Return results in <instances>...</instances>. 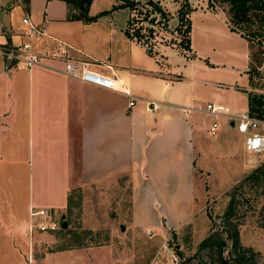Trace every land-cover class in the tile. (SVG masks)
<instances>
[{
  "label": "crops",
  "instance_id": "0c3cea01",
  "mask_svg": "<svg viewBox=\"0 0 264 264\" xmlns=\"http://www.w3.org/2000/svg\"><path fill=\"white\" fill-rule=\"evenodd\" d=\"M122 2L92 0L89 16L97 18L84 22L68 19L62 0H30L28 9L18 0H0V47L30 42L33 51L46 53L62 42L73 60L113 75L136 97L167 105L152 114L142 101L128 108V98L119 92L65 77L60 60L27 70L0 54V264L113 263L108 246L49 251L57 242L53 236L35 258L37 224L57 221L56 215L62 218L71 190L125 178L131 186L134 229H177L193 217L195 180L202 175L217 180L219 171L208 160L223 144L229 156L232 150L238 153V175L230 180L256 167L261 154L246 152L244 137L233 123L219 119L215 137L224 130L228 138L220 142L208 132L213 117L204 112L184 116L177 109L213 103L232 114L249 113V95L264 96V91L254 79L251 83L248 42L239 33L218 32L222 38L227 34L244 40L248 52L242 64L231 69L234 87L209 82L202 74L222 62H211L210 67L198 61L196 67L191 40V51H184L129 39L125 31L131 10H112ZM25 16L44 28L45 35L29 40ZM221 17L229 30L227 17ZM175 22L174 29L179 19ZM192 29L193 24L190 36ZM38 212L43 214L35 215ZM175 212L182 213V221Z\"/></svg>",
  "mask_w": 264,
  "mask_h": 264
},
{
  "label": "rangeland",
  "instance_id": "374dc122",
  "mask_svg": "<svg viewBox=\"0 0 264 264\" xmlns=\"http://www.w3.org/2000/svg\"><path fill=\"white\" fill-rule=\"evenodd\" d=\"M137 1L142 3L144 10L149 11L151 7L145 6L148 2L158 4L166 14L165 20L161 19L158 14H154L156 21L151 22L149 18L147 21H140V24L134 25L141 27L144 33L150 34L151 37L149 36L147 42L149 46L154 47L160 44L171 48H181L179 43L183 38L174 29L177 25L175 19H178L180 13L186 10L187 17L193 24L190 40L191 46L195 47V54L194 57H191L193 59L191 61H194L196 67H198L196 65L198 61H200V65L209 66L211 62H222L220 68L204 72L202 77L206 81L220 83L225 87L235 86L236 80H234L235 77L231 69L242 64L243 55L248 50L242 39L227 34L224 38L222 35L218 36L219 31L232 32L230 29L226 30L221 17L225 15L229 23L228 4L223 3L222 0ZM125 11L124 15L128 13L127 10ZM130 12L132 17L136 18L135 21L137 18L143 17L134 11ZM205 12H209V14H203ZM259 25L255 22L256 27ZM202 32H206L205 37ZM261 34L264 36V26L261 28ZM260 48L261 46L254 45L250 56L259 50L261 52ZM171 60L173 61V58ZM222 66L225 68H221ZM254 81L257 87L264 91V63L258 70V74H254ZM226 98L227 102H230V94H227ZM239 105H241V101H239ZM214 139H219L220 142L228 140L224 130H221ZM232 152L233 154L229 156L230 152L223 144L219 151L208 160L211 168H217L219 176L215 181H210L205 175L199 176L195 180V211L191 220L180 224V228L169 229L165 225H160L152 230L148 229L151 231L150 236L146 234L147 229H134L131 226V186L125 178L116 179L107 184L77 188L72 195L70 211L63 213V218L61 215L55 216V219L61 224H67L66 229L72 233V236H66L60 230L53 233H38L40 240L39 246L34 250L35 258L39 259L42 256L41 245L46 243L48 237L53 236L57 242L47 249L49 251L67 247L99 248L108 246L111 247L113 253L112 264H196L197 260L187 261L193 256L199 242L210 231L211 224L207 217L208 214H211L213 218L221 215L226 208L227 195L232 188L254 169L264 164V154H261L257 156L256 167L252 166L255 168L241 177L230 180L238 175L239 170L238 153L236 150H232ZM203 192L206 194L205 198L200 195ZM263 192L264 189H260L255 183H247L238 191V198L242 203L239 208L240 213L244 214L239 226L240 241L243 246L258 252L261 256L260 261H264ZM173 215L175 218H179L182 213L175 212ZM179 220L183 219L179 218ZM175 248L183 254V257L175 254Z\"/></svg>",
  "mask_w": 264,
  "mask_h": 264
},
{
  "label": "trees",
  "instance_id": "16d2710c",
  "mask_svg": "<svg viewBox=\"0 0 264 264\" xmlns=\"http://www.w3.org/2000/svg\"><path fill=\"white\" fill-rule=\"evenodd\" d=\"M68 7V19L82 20L89 22L97 17L89 16V9L92 0H62ZM122 4L115 6L112 10L128 8L136 14L143 15L142 18L132 17L128 23V28L125 31L129 39H134L142 44H147L150 34L143 32L141 27L134 26L140 24V21L151 22L156 21L158 14L161 19H166V14L158 4L148 2L145 6H150L151 10H144L143 6L137 0H122ZM228 4L229 29L232 32L239 33L249 44L252 51L254 45L261 46L260 50L250 56V79L251 83L254 79V74H258V68L264 63V36L261 34V28L264 26V0H222ZM19 2L28 9L30 0H19ZM103 12L101 14H105ZM188 12L183 10L179 15V25L175 29L176 33L182 36L179 43L184 51L190 49V32L191 22L187 17ZM255 22L259 23V27L255 26ZM183 42V43H182ZM6 44L0 48H8ZM253 84V83H252ZM249 116L264 120V96L249 95ZM247 183H255L260 189H264V164L254 169L251 173L245 176L232 190L228 193V202L224 212L213 218L208 214L210 221V231L208 235L199 242L193 256L187 262L197 260L196 264H264L260 261V254L250 247H245L240 241L239 226L241 219L244 217L240 213L242 205L238 198V191ZM75 190H71L67 197V212L70 211L72 195ZM264 195V192L263 194ZM249 202V200H248ZM66 236H72V233L67 229H59ZM175 254L183 257V254L175 248Z\"/></svg>",
  "mask_w": 264,
  "mask_h": 264
},
{
  "label": "built area",
  "instance_id": "2783aa9c",
  "mask_svg": "<svg viewBox=\"0 0 264 264\" xmlns=\"http://www.w3.org/2000/svg\"><path fill=\"white\" fill-rule=\"evenodd\" d=\"M22 23L26 27L25 35L29 40L43 36L46 33L44 28L35 25L28 16L22 19ZM0 54L11 61L17 62L27 70L36 66L46 67L44 62L47 60H60L63 63L61 74L65 77L85 84L119 92L128 98V108H132L138 101H142L146 106L147 112L152 114L163 111L164 106H167L161 101L136 97L126 85L120 83L113 75L96 72L90 67L89 63L73 60L68 53L67 46L62 42H58L53 51L46 53H37L33 51L31 43L26 42L16 47L0 48ZM177 109L184 116H190L194 112H204L213 117V122L208 130L211 137H215L218 134L219 119H227L233 123L237 131L243 135V145L246 152L264 154V120L251 117L248 113L232 114L227 108L213 103H207L204 107L180 106L177 107ZM36 214H43V212L35 213V215ZM60 225V222L49 221L37 224V228L43 233L55 232L60 229ZM146 234L150 236L151 231L148 230Z\"/></svg>",
  "mask_w": 264,
  "mask_h": 264
},
{
  "label": "water",
  "instance_id": "95a60500",
  "mask_svg": "<svg viewBox=\"0 0 264 264\" xmlns=\"http://www.w3.org/2000/svg\"><path fill=\"white\" fill-rule=\"evenodd\" d=\"M10 59H8V61H9ZM11 61V60H10ZM63 218V217H62ZM61 228L62 229H66L67 228V224L66 223H62L61 224ZM122 230H123V227H122Z\"/></svg>",
  "mask_w": 264,
  "mask_h": 264
}]
</instances>
